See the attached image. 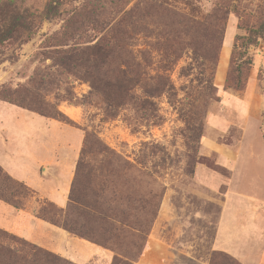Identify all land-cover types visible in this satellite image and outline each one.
I'll return each mask as SVG.
<instances>
[{
    "label": "rangeland",
    "instance_id": "374dc122",
    "mask_svg": "<svg viewBox=\"0 0 264 264\" xmlns=\"http://www.w3.org/2000/svg\"><path fill=\"white\" fill-rule=\"evenodd\" d=\"M233 1L76 0L66 5L59 18L43 22L29 42L1 49L0 91L17 92L19 97L30 91L47 105L58 106L70 120L45 117L0 98L2 193L21 183L11 171L18 169L24 156L56 152L66 156L68 169L72 170L88 133L99 136L114 152L110 168L94 171L89 179L93 193L105 186L99 200L113 218L85 221L82 211L88 213L90 209L76 205L74 218L78 225L105 242L97 244L72 236L100 249L99 255L81 264H150L148 243L150 239L155 241L152 235L156 230L172 246L162 255L163 264H244L229 252L216 249L214 239L228 189V204L243 201L240 194L264 199V143L259 136L242 143L244 131L236 125L237 114L230 110L229 96L241 92L226 87L236 36L246 32L239 29V18L231 12L223 48L216 53L218 27L211 17L220 5L236 7L246 12L250 25L258 27L264 22V0ZM46 2L27 0L26 5L42 10ZM96 45L121 51L115 59L118 63L123 59L143 63L150 76L163 72L164 64L170 65L167 73L178 96L150 98L159 107L161 124L142 119L129 105L119 109L118 117L107 118L105 100L92 90L88 80L91 72L62 65L65 58L58 51ZM122 49L132 54L126 57ZM206 53L217 55L218 66L221 59L220 76L226 73L222 85L216 79L218 66L215 76L204 57ZM250 55L254 59L250 77L256 75L262 87L263 40L251 48ZM212 80L219 101L210 98L208 83ZM148 84L152 82L148 80ZM136 94L146 98L141 87ZM218 145L227 151L241 148V159L233 171L226 167L216 170L223 167L221 155L215 150ZM100 159L88 157L93 167ZM32 191L30 197L21 200L25 207H43L58 217L60 208L52 207L51 202ZM0 203L8 204L2 199ZM0 236H10L4 243L30 259L37 250L25 242L60 258L59 264H80L3 228ZM71 250L74 253L76 246ZM35 264L46 263L39 260Z\"/></svg>",
    "mask_w": 264,
    "mask_h": 264
},
{
    "label": "trees",
    "instance_id": "16d2710c",
    "mask_svg": "<svg viewBox=\"0 0 264 264\" xmlns=\"http://www.w3.org/2000/svg\"><path fill=\"white\" fill-rule=\"evenodd\" d=\"M73 1L76 0H47L42 10H36L26 5L27 0H0V54L1 49L9 45L29 42L43 22L59 18L63 14L66 5ZM231 12H234L238 16V27L240 30H244L246 35L236 36L226 87L243 93L247 89L254 64L250 50L252 47H258L260 40L264 41V22H261L258 27L250 25V20L244 10L220 5L218 13L211 17L218 27L216 34L219 43L215 47L216 53L223 48L227 19ZM119 48L121 50V47ZM122 51L126 57L132 54L128 49H122ZM58 54L63 55L65 58L62 65L84 67L91 72L88 80L91 83L92 90L105 100V115L109 119L118 117L119 109L124 105H129L142 119L154 125H159L163 122V117L160 115L157 104L150 100V98H156L164 94L171 95L173 98L178 96L175 92L172 79L167 73L170 71L169 64L163 65V72L150 76L149 72L144 70L143 63H131L127 59H123L121 63L116 62L117 54L122 55L121 51L118 52L115 47L109 45L65 49L58 51ZM204 57L211 63L213 75L216 76L218 66V62L216 61L217 55L214 57L206 53ZM148 80L152 84H148ZM208 84L210 85L208 87L211 94L210 98L214 101H219L220 98L217 96V89L214 86L213 80ZM138 87L142 88L146 98H141L136 94ZM0 98L23 109L38 112L45 117L70 121L59 110L58 106L47 105L46 102L27 90L23 97L17 96V92L5 94L0 91ZM74 99H77L76 96ZM113 154L114 152L102 142L99 136L88 133L76 166L69 197V206L66 210H58L56 205L51 203L50 205L58 210V217L56 215L52 216L43 207L37 209V217L53 225L62 227L72 235L88 238L97 244H105L104 241L96 239L91 232L85 231L87 227L84 225L79 226V222L74 218V215L75 210L78 211L76 205H80L83 208L90 209L88 213L82 211L83 215H81V218L85 219V221L96 219L99 222H105L107 219L113 218L109 214L108 208L99 200L104 195L105 186L97 190L96 193H93L91 182L89 181L94 171L103 172L110 168L111 162H109V159ZM89 156L101 158L99 165L93 167L92 163L88 161ZM223 168L218 167L216 170L223 171ZM13 183L15 182L13 181ZM30 193H33L31 188L22 182H16L11 187V190L9 189L6 193H2L0 190V199L16 209H23L26 204L22 203L21 200L30 197ZM90 195L92 196L88 201ZM9 237L0 236V264H35L39 260H44L46 264H59L60 258H54L52 257V253L29 245L26 242L23 243L37 251L31 259L22 255L20 250L4 243V240ZM14 239L16 238L13 237L12 240Z\"/></svg>",
    "mask_w": 264,
    "mask_h": 264
},
{
    "label": "crops",
    "instance_id": "0c3cea01",
    "mask_svg": "<svg viewBox=\"0 0 264 264\" xmlns=\"http://www.w3.org/2000/svg\"><path fill=\"white\" fill-rule=\"evenodd\" d=\"M221 65L220 59L216 77L220 85L226 78L225 72L220 76ZM260 87L256 75L253 74L245 92L229 94L230 110L237 114L236 125L244 131L243 144H246L247 138L252 137L254 140L256 136L261 137L264 143V82ZM217 147L215 150L222 159L220 165L233 171L234 165L241 159V148H229L227 151L223 145ZM66 161V156H60L56 152L44 156L33 153L21 158L18 169L11 171L12 177L34 190L44 200L64 209L69 203L77 163L69 170ZM230 196L228 189L218 219L214 246L229 252L244 264H264V199L240 194L243 201L228 204ZM0 228L80 264L100 254L98 247L83 244L62 227L37 217L36 207L16 209L9 204L0 203ZM155 234L152 235L156 236L155 241L150 239L148 243L151 254L149 263L163 264L162 255L172 246L162 240V235L157 230ZM74 246L76 250L73 253L71 249L74 250Z\"/></svg>",
    "mask_w": 264,
    "mask_h": 264
}]
</instances>
